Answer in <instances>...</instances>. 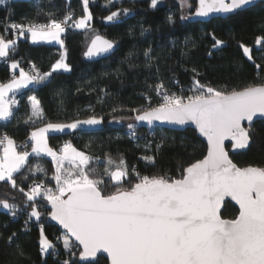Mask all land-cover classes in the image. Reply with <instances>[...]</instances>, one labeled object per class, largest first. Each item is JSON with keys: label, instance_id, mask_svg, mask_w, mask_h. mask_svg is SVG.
I'll return each instance as SVG.
<instances>
[{"label": "snow or ice", "instance_id": "snow-or-ice-1", "mask_svg": "<svg viewBox=\"0 0 264 264\" xmlns=\"http://www.w3.org/2000/svg\"><path fill=\"white\" fill-rule=\"evenodd\" d=\"M252 2L198 0L194 14L207 17L212 13H232ZM107 3L111 5L113 0ZM157 3L158 0H151V7L156 8ZM180 5L191 7L187 0H180ZM82 9L86 14L78 19H74L69 10L63 19L53 18V13H48L46 23H12L11 30L18 34L15 39L0 34V60L9 62L12 69L11 79L0 82V121L14 117L13 106L19 103L15 99L18 90L47 81L57 70H71L65 62L66 52L52 64L50 71H40L35 63L25 70L21 61L11 55L16 52L18 38L30 34L33 43L56 42L63 46L61 36L68 27H90L93 17L89 0H82ZM122 11L127 14L129 9ZM120 14V11H113L105 19L112 21ZM168 22L175 23L171 16ZM8 30L6 28L5 32ZM212 39L213 48L225 43L214 34ZM255 44L264 45V36L257 37ZM239 46L243 55L261 69L254 61L253 49L243 44ZM112 48L111 40L97 34L85 54L98 56ZM151 51L149 48L144 52L149 60L152 59ZM154 90L162 102L153 106L148 97L146 106L130 109L136 113V121L179 125L191 122L207 140L206 155L186 167L181 165L179 178L141 175L134 167L129 169L123 157L117 162L110 155H106L104 171L100 174L96 168L89 167L93 160L100 164V158L78 150L71 142H65L59 151L54 150L48 142L50 132L100 125L103 118L93 114L67 123L45 121L40 101L36 96L29 97L30 114L24 123L33 130L28 141L18 145L7 133L0 134V182H6L25 196V204L31 207L25 225L33 218L41 219L36 201L38 197L46 200L50 205L46 215L66 230L56 237L62 240L69 254L61 264H78L74 257L88 261L99 253H106L111 264H264V167H239L225 149V140L234 141L233 148L249 146L253 119L257 115L264 116V82L229 89L226 85L216 88L203 84L194 77L188 89L191 95L169 93L163 81L156 84ZM37 120L43 126H36ZM128 128L130 136L135 138V125L130 123ZM29 141L30 152L27 150ZM161 146L162 142L157 144V150ZM150 147L145 145L146 149ZM42 155L50 157L55 165L52 175L55 187L33 180L25 191L17 184V174L26 169L32 175L43 173L47 177L42 165H29L30 156L39 158ZM142 159L155 164L156 158L146 155ZM105 177L112 191H105ZM23 179L27 180L28 176L23 175ZM226 197L239 205L238 215L231 219L221 216ZM0 207L13 218L19 210L9 199H0ZM15 235L12 233L7 238L9 245ZM39 244L42 253L50 249L56 251V245L45 235L42 226ZM16 247L19 250V245ZM74 248L79 249L78 253ZM19 254L23 256L22 250ZM95 264H100L99 260Z\"/></svg>", "mask_w": 264, "mask_h": 264}, {"label": "trees", "instance_id": "trees-1", "mask_svg": "<svg viewBox=\"0 0 264 264\" xmlns=\"http://www.w3.org/2000/svg\"><path fill=\"white\" fill-rule=\"evenodd\" d=\"M190 1L193 13L198 3L197 0ZM124 8L129 9L127 14L123 13ZM69 10L75 14L74 19L84 14L82 0H6V3H0V34H3L8 19L43 21L49 19L48 13L61 18ZM89 10L93 17L90 27H68L63 33V46L33 43L29 34L18 38L16 52L11 55L25 68L35 63L40 71H50L64 51L71 70H57L47 81L18 90L15 95L19 96L20 103L13 109L11 120L0 121V133H7L15 141H28L33 127L26 125L24 120L30 114L29 97L36 96L44 110L45 121L67 123L93 114L103 118L100 125L50 133L49 142L54 148L58 149L62 142L70 140L76 148L100 158V164L93 160L89 165L100 174L104 171L106 155H110L117 162L123 157L129 169L134 167L141 175L179 178L181 165L186 167L206 154L205 141L192 128L177 131L139 125L135 122L136 113L130 109L146 106L148 97L153 106L160 103L161 97L154 89L161 81L169 93L183 95L192 94L188 89L194 77L203 84L216 88L226 85L229 89L264 82V45L255 44L257 37L264 36V0L235 14L215 16L209 21L192 20L189 18L192 13L181 18L179 0H158L156 8L151 7V0H125L117 8H114V2L109 5L107 0H89ZM113 11L121 14L112 21L106 20L105 17ZM169 16L175 23L168 22ZM96 33L114 40L117 49L108 57L88 61L84 58V51ZM213 34L225 43L213 48ZM17 36L8 35L6 38L15 39ZM241 44L253 49L254 61L261 65V69L258 70L243 55ZM149 48L152 50L151 60L144 56ZM11 76L10 63L0 61V82H8ZM114 118L131 121L118 119L113 122ZM130 123L135 125V138L129 134ZM39 125L42 123L37 120L36 126ZM161 142L162 146L157 150L156 145ZM146 144L151 147L146 149ZM146 155L155 156V164L142 159ZM230 155L240 167H264V119L252 123L249 147L238 152L230 151ZM36 163L42 165L48 175H32L26 169L22 170V174H17V184L25 191L33 180H44L50 187L55 185L52 180L55 165L51 158L30 156L29 165ZM23 175L28 179L24 180ZM105 182V191H112L107 177ZM0 199H9L10 203L19 206L15 218L0 207V264H61L68 258L62 240L56 239L62 230L46 215L50 208L46 200L38 197L36 201L41 219L33 218L25 225L31 211V207L25 204V196L6 182H0ZM237 213L238 208L231 201H225L222 216L231 219ZM41 226L56 245V251L50 249L46 254L40 251ZM12 233L16 235L9 245L7 238ZM21 250L23 256L19 254ZM74 251L78 253L79 249ZM73 259L78 264H95V261L81 262L78 256ZM97 260L100 264H109L103 255Z\"/></svg>", "mask_w": 264, "mask_h": 264}, {"label": "water", "instance_id": "water-1", "mask_svg": "<svg viewBox=\"0 0 264 264\" xmlns=\"http://www.w3.org/2000/svg\"><path fill=\"white\" fill-rule=\"evenodd\" d=\"M260 1H263V0H253L252 4H251L250 6L256 4V3L260 2ZM197 3H198V0H197ZM250 6H246V7L242 8V9H238V10L232 12V13H212V14H210V15L207 16V17H199V16H196V15L194 14V13H195V11H194L191 15L189 14V15H190L189 18L192 19V20L209 21L210 19H212V18L215 17V16L227 17V16H229V15L235 14L236 12H238V11H240V10L246 9V8H248V7H250ZM197 7H198V5H197ZM189 15H188V16H189ZM97 34L100 35V36H102V37H104L105 39L111 40V41L113 42V48H112L110 51L106 52V53H102V54H100V55H98V56H92V57H89V56H87L85 53L87 52L88 48L90 47L91 40H92V39L94 38V36L97 35ZM116 49H117V43H116L114 40H112V39H110V38L104 36V35L101 34V33H96V34H94V35L91 37V39L89 40V42H88V44H87V46H86V48H85V51H84V58H85L86 60H88V61L98 60V59H101V58L108 57V56L112 55V54L116 51ZM262 119H264V116H259V115H257L256 117H254L252 123H254V122L258 121V120H262ZM135 122H136L137 124H139V125H142V126L159 127V128L170 129V130H177V131L186 130L187 128H192V129L196 130L195 125L192 124L191 122H189L188 124H185V125H179V124H174V123H169V122H161V121H155V122H153L152 124H148L147 122H139V121H136V120H135ZM247 125H248V123H247V121H245V122H244V126L247 127ZM196 131H197V130H196ZM197 133H198V131H197ZM198 135H199V133H198ZM199 136H200V135H199ZM200 137H201V138L205 141V143L207 144V140H206V138H204V137H202V136H200ZM250 143H251V142H250ZM233 144H234V141H232V140H225V149H226V151H228V154H229L230 159H232V158H231V155H230V151H232V152H238V151L246 150V149L249 147V146H248L247 148H244V149H238V148H233V147H232ZM228 145L230 146V149H228ZM249 145H250V144H249ZM206 153H207V152H206ZM205 155H206V154H205ZM232 161H233L235 164H237L233 159H232ZM237 166H239V165L237 164ZM239 167H240V166H239ZM228 200L231 201L233 204H235V205L239 208V205L236 204V202H235L234 200H232L230 197H226V198H225V201H228ZM225 201H224V203H225ZM48 206L50 207V205H48ZM223 207H224V205L222 206L221 211H222ZM221 216H222V215H221ZM49 217H50V216H49ZM222 218H223V216H222ZM50 219H51V218H50ZM224 219H226V218H224ZM51 221H52V220H51ZM52 222H54L55 224H57L55 221H52ZM57 225H58V224H57ZM58 226H59V225H58ZM59 227H60V229H61L63 232L66 231V230H63V229L61 228V226H59ZM72 239L74 240V238H72ZM100 255L105 256V257L108 259L109 264H111V262H110V258L107 257V254H106V253H99L95 259H91V258H90L88 261H82V260H80V261H81V262H91V261H96Z\"/></svg>", "mask_w": 264, "mask_h": 264}, {"label": "built area", "instance_id": "built-area-1", "mask_svg": "<svg viewBox=\"0 0 264 264\" xmlns=\"http://www.w3.org/2000/svg\"><path fill=\"white\" fill-rule=\"evenodd\" d=\"M73 13V12H72ZM73 17L75 18V14L73 13ZM53 18H56V19H63V17H53ZM48 21V19L47 20H43V21H26V22H24V21H18V20H13V19H8L6 22H5V24H4V27H3V34L5 35V36H8V35H15V34H17V33H15L14 32V30H11V28H10V25L12 24V23H16V24H28L29 22H37V23H46ZM6 28H8L9 30L7 31V32H5V29ZM0 61H2V60H0ZM6 62V61H5ZM29 67H30V64L27 66V70L29 69ZM191 95V94H190ZM15 99L17 100V101H19V103H20V98H19V96H17V95H15ZM160 102H162V100L160 101ZM19 103H18V105H19ZM18 105H14L13 106V109L16 107V106H18ZM0 134H3V133H0ZM25 141H27V140H25ZM25 141H23V140H21V141H16L17 142V144L18 145H21V144H24L25 143ZM65 142H71L70 140H66V141H64V142H62L60 145H59V147H58V151L61 149V147L63 146V144L65 143ZM72 143V142H71ZM73 144V143H72ZM29 152L31 151V149L29 148V146H28V149H27ZM35 181H37V182H43L44 184H46L48 187H50L44 180H35ZM63 232V231H62Z\"/></svg>", "mask_w": 264, "mask_h": 264}, {"label": "rangeland", "instance_id": "rangeland-1", "mask_svg": "<svg viewBox=\"0 0 264 264\" xmlns=\"http://www.w3.org/2000/svg\"><path fill=\"white\" fill-rule=\"evenodd\" d=\"M180 1V0H179ZM113 2H114V8H117V7H119V6H121V5H123L124 4V2H125V0H113ZM187 4H190L191 5V7L189 8V7H187V6H185V7H181V9H182V15H183V17H186V16H188L189 14H191L192 13V11H193V4H192V2L190 1V0H187ZM86 13H84V14H82V15H85ZM81 16V15H80ZM80 16H78L77 17V19L80 17ZM62 54H64V51H63V53ZM66 62V61H65ZM21 67H24V66H22L21 65ZM25 68V67H24ZM25 70H27L26 68H25ZM62 70V69H61ZM11 71H12V69H11ZM18 69L16 70V74L18 75ZM84 119H86V118H84ZM121 120V121H123V122H130L131 121V119H127V118H114V119H112V121L113 122H116L117 120ZM39 126H43V125H39ZM82 127H92V126H82ZM33 130V129H32ZM31 130V131H32ZM48 142H49V138H48ZM49 145L54 149V150H56V151H58V149H56V148H54L51 144H50V142H49ZM78 149V148H77ZM78 150H80V149H78ZM82 151V150H81ZM43 156V155H42ZM55 182V181H54ZM53 188L55 187V185L54 186H52ZM2 208V207H1ZM74 249H76V248H74ZM74 249H73V251H74Z\"/></svg>", "mask_w": 264, "mask_h": 264}, {"label": "crops", "instance_id": "crops-1", "mask_svg": "<svg viewBox=\"0 0 264 264\" xmlns=\"http://www.w3.org/2000/svg\"><path fill=\"white\" fill-rule=\"evenodd\" d=\"M29 39L31 40V38H30V34H29ZM61 39H63V41H64V38H63V34H62V36H61ZM43 42V41H42ZM51 43H56V42H51ZM56 44H58V43H56ZM58 45H60V44H58ZM12 72V71H11ZM6 83V82H5ZM65 130H69V129H65ZM64 130V131H65ZM50 133H56V132H50ZM49 133V134H50Z\"/></svg>", "mask_w": 264, "mask_h": 264}, {"label": "flooded vegetation", "instance_id": "flooded-vegetation-1", "mask_svg": "<svg viewBox=\"0 0 264 264\" xmlns=\"http://www.w3.org/2000/svg\"><path fill=\"white\" fill-rule=\"evenodd\" d=\"M224 205H225V203H224ZM235 205V204H234ZM236 206V205H235ZM237 207V206H236ZM224 208V207H223ZM238 208V207H237ZM222 215V214H221ZM237 215H238V213H237ZM224 218V217H223ZM226 219H230V218H226Z\"/></svg>", "mask_w": 264, "mask_h": 264}]
</instances>
